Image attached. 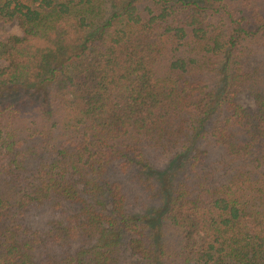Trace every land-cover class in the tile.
<instances>
[{
    "label": "trees",
    "instance_id": "obj_1",
    "mask_svg": "<svg viewBox=\"0 0 264 264\" xmlns=\"http://www.w3.org/2000/svg\"><path fill=\"white\" fill-rule=\"evenodd\" d=\"M12 20L0 264H264V0H0Z\"/></svg>",
    "mask_w": 264,
    "mask_h": 264
},
{
    "label": "rangeland",
    "instance_id": "obj_2",
    "mask_svg": "<svg viewBox=\"0 0 264 264\" xmlns=\"http://www.w3.org/2000/svg\"><path fill=\"white\" fill-rule=\"evenodd\" d=\"M10 34H21V29L19 28L15 20L2 22L0 21V38L4 39L7 35ZM0 64H3V61L0 59ZM240 104L244 107L252 109L254 107L253 99L251 96H248L246 92H242L238 98Z\"/></svg>",
    "mask_w": 264,
    "mask_h": 264
}]
</instances>
